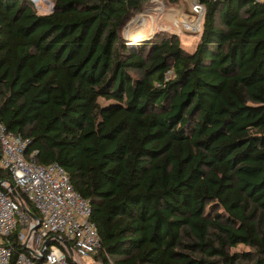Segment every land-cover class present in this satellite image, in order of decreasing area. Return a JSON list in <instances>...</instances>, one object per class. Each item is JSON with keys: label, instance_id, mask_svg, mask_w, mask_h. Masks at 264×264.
Wrapping results in <instances>:
<instances>
[{"label": "trees", "instance_id": "16d2710c", "mask_svg": "<svg viewBox=\"0 0 264 264\" xmlns=\"http://www.w3.org/2000/svg\"><path fill=\"white\" fill-rule=\"evenodd\" d=\"M148 1L0 0V122L88 201L99 264H264V0H196L192 51L126 41Z\"/></svg>", "mask_w": 264, "mask_h": 264}, {"label": "built area", "instance_id": "2783aa9c", "mask_svg": "<svg viewBox=\"0 0 264 264\" xmlns=\"http://www.w3.org/2000/svg\"><path fill=\"white\" fill-rule=\"evenodd\" d=\"M204 12L205 6L194 0L193 35L199 34ZM26 145L0 122V168L10 173L15 190L38 212L30 216L10 197L9 185L0 182V264H87L83 259L93 257L100 247L88 201L74 189L63 167L37 164L33 154H26ZM15 231L25 251L14 252L10 235ZM88 264L99 263L92 259Z\"/></svg>", "mask_w": 264, "mask_h": 264}, {"label": "rangeland", "instance_id": "374dc122", "mask_svg": "<svg viewBox=\"0 0 264 264\" xmlns=\"http://www.w3.org/2000/svg\"><path fill=\"white\" fill-rule=\"evenodd\" d=\"M193 1L181 0L173 4L166 0H149L143 12L136 14L134 21L123 30L126 41L129 42L133 38L146 39L158 31L173 32L178 35L184 49L192 51L197 42V34L193 35L192 31L197 25L190 16ZM32 3L39 14H46L51 10V0H32ZM242 249V245L234 248L236 251ZM92 259L90 256L83 261L88 264Z\"/></svg>", "mask_w": 264, "mask_h": 264}, {"label": "water", "instance_id": "95a60500", "mask_svg": "<svg viewBox=\"0 0 264 264\" xmlns=\"http://www.w3.org/2000/svg\"><path fill=\"white\" fill-rule=\"evenodd\" d=\"M133 21H134V19H132L128 24L132 23ZM9 187L11 188V193H12V195H13V196H16V195H17V191L15 190V188H14V186H13L12 183L9 184ZM23 209H24L28 214H30V216L35 217V215H34L33 213H31L30 211H27V210L25 209V207H23ZM47 244H48V243H46V245H47Z\"/></svg>", "mask_w": 264, "mask_h": 264}]
</instances>
